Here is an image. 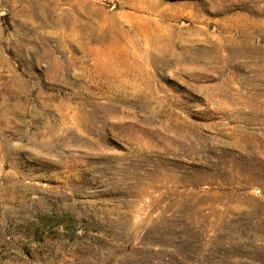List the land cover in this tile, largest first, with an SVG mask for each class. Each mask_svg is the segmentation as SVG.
<instances>
[{
    "label": "rangeland",
    "instance_id": "374dc122",
    "mask_svg": "<svg viewBox=\"0 0 264 264\" xmlns=\"http://www.w3.org/2000/svg\"><path fill=\"white\" fill-rule=\"evenodd\" d=\"M0 264H264V0H0Z\"/></svg>",
    "mask_w": 264,
    "mask_h": 264
}]
</instances>
